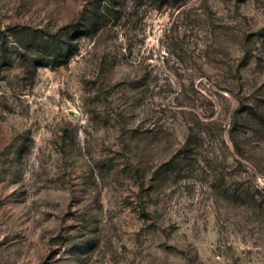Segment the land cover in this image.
Instances as JSON below:
<instances>
[{
	"label": "rangeland",
	"instance_id": "1",
	"mask_svg": "<svg viewBox=\"0 0 264 264\" xmlns=\"http://www.w3.org/2000/svg\"><path fill=\"white\" fill-rule=\"evenodd\" d=\"M0 264H264V0H0Z\"/></svg>",
	"mask_w": 264,
	"mask_h": 264
}]
</instances>
